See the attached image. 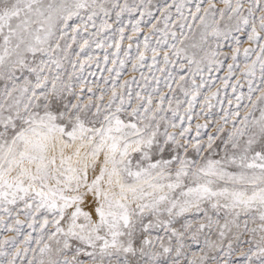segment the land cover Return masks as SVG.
<instances>
[{
    "label": "snow or ice",
    "instance_id": "6c2138e0",
    "mask_svg": "<svg viewBox=\"0 0 264 264\" xmlns=\"http://www.w3.org/2000/svg\"><path fill=\"white\" fill-rule=\"evenodd\" d=\"M0 264H264V0H0Z\"/></svg>",
    "mask_w": 264,
    "mask_h": 264
}]
</instances>
